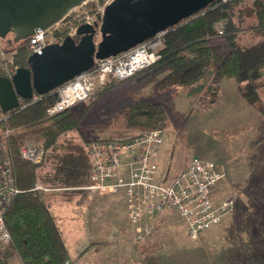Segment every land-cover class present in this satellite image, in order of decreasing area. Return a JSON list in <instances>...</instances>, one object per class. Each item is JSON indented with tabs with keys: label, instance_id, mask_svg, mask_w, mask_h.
Masks as SVG:
<instances>
[{
	"label": "rangeland",
	"instance_id": "obj_1",
	"mask_svg": "<svg viewBox=\"0 0 264 264\" xmlns=\"http://www.w3.org/2000/svg\"><path fill=\"white\" fill-rule=\"evenodd\" d=\"M110 1L91 0L87 5L74 12L72 23L73 21L75 23L78 22L77 19H80L78 15L83 17L86 12L89 14L101 12ZM253 1L241 0L235 6L234 19L237 22L241 20L238 25L242 29L241 33H239V40L241 41L239 43L242 46L249 44L248 42L251 39H261L255 36L254 26L256 25V19L253 13ZM67 27L62 26L60 30ZM22 42L20 43L22 44ZM0 44L1 47L8 45L6 40H2ZM210 44L229 46V42L225 37H215ZM11 45V50L9 51L13 52L17 46L15 43ZM156 62L147 68H150ZM212 70L213 67L211 66L206 75V79L210 83L214 79ZM210 72L211 74H209ZM142 73L146 72H141L140 74ZM162 76L161 74L152 77H140L139 74H135L123 81L109 79L103 85L97 83L90 99L70 109L81 120V123L79 129L71 132L66 140L72 139L84 143L97 138L116 139L140 135L143 133L142 131L130 130L125 127L124 118L127 110L139 101L149 104H164L169 112L164 138L166 142L171 140L170 153L169 156H165L164 161V176L169 179L173 178L174 176L170 177L174 173L172 171L173 167L175 165L180 166V163L185 161H191L194 158L209 161L216 166L223 167V178L217 184L213 193L214 202L218 204L226 199H234L236 206L234 212L224 216L220 223L201 232L199 238L197 237L198 240L188 234L186 224L173 211H167L159 215L157 217L159 221H156L153 225L145 221V224L151 227V233L148 237L144 235L146 238L143 236V240L150 239V242L146 244V248L143 247L145 244L142 245L143 251L146 249V254L144 252L139 254L141 260L147 255L146 264H264V124L258 125L257 128L255 126V135L257 136L254 135L255 137L253 136L252 140L250 137L248 138V148L244 152H239L241 157L237 158L239 159L238 165L236 163L232 164L235 166L232 167L233 172L231 173L226 170V164L218 162V158L222 157L227 160L228 156L235 154L234 149H238V145L234 146L235 143H232L234 145H231V151L227 152L230 149L229 144L234 142L232 140L234 139L232 132L234 130L228 132L230 131L229 129L227 134H218L214 124H217L219 119L233 117L234 112H236V115L233 118L238 120L241 118L242 113L238 112L242 111L240 105H238L239 101L234 103L235 97H237L236 88L230 86V82H226L224 93L229 98L220 104L214 113L212 111L204 113L201 110L205 108V110L209 111L221 100L218 98L215 103H207L208 100L206 102L202 100V96L205 93L201 94L202 96L200 97L190 96L189 99L184 97L188 92H180L179 89L190 91L192 86L177 87L168 91L161 90L157 87V82ZM231 83H234V81L231 80ZM256 86L258 87L261 100L258 104L251 106L252 111L259 112L263 123L264 70L260 79L256 82ZM178 98L179 100L177 101ZM23 102L28 105L32 104L29 103V100H24ZM245 102L247 103L246 100ZM186 106H189L188 110ZM21 107L19 105L17 108ZM196 107H201V110H196ZM180 109H182V112H178ZM217 112L220 114L218 119V115L217 117L214 116ZM222 153L226 154L221 155ZM241 159L245 160V164H243L244 161L242 163ZM160 168L161 165L159 166V173ZM47 169L46 166L42 171ZM46 191L48 193L47 196L50 198V204H52L53 213L56 215L70 244L69 246L72 250L70 254L74 259L79 260L82 264L88 261L90 264H138L141 262L140 259L134 262L138 254L133 252V249L131 250L133 243H141L138 242L141 241V239H138V232L128 221L129 219H126V215L124 216V213H121L123 212L121 207L120 212L117 214L113 213L114 205L111 199L103 204H95L93 202L92 206H100L97 213L103 220L110 219L113 216L112 222H116L113 226L116 233L111 231L110 234L113 236L109 235L108 239H106L108 240L107 242L87 248V242L91 243L93 241V234L90 233L89 220L85 222L81 216L86 211L87 217L93 218L95 215V211H92L93 207L87 204L79 210L65 200L66 197L61 194L62 192H59L60 190L47 189ZM111 196L110 194H100V197L103 198ZM72 197L76 199L75 196ZM115 219L117 221H114ZM123 231H125V240L128 237L130 239L128 243L132 246H129L127 241L125 242V247L120 244L111 245L112 242L118 239L119 235L123 234ZM121 238L123 237L121 236ZM79 243L85 244L84 252L81 254L83 257L76 255L75 250L78 248ZM105 243L107 244L102 246ZM150 257L152 258L151 261ZM11 264H15L13 260H11ZM141 264H144V262Z\"/></svg>",
	"mask_w": 264,
	"mask_h": 264
},
{
	"label": "trees",
	"instance_id": "obj_2",
	"mask_svg": "<svg viewBox=\"0 0 264 264\" xmlns=\"http://www.w3.org/2000/svg\"><path fill=\"white\" fill-rule=\"evenodd\" d=\"M240 1L217 0L206 10L170 28L165 35V46L160 50L161 58L150 68L141 71L146 73L137 74L140 77L162 74L157 87L168 91L201 82L212 66L214 79L208 85L202 100L215 103L219 98L220 81L230 79L237 84L248 104H258L261 97L256 82L264 70V1H253L255 36L261 39L248 46L239 43L242 29L238 22L241 20L237 22L234 19L235 6ZM215 37H225L229 46L211 45L210 42ZM23 43L24 41L16 44L14 59L19 67H28L27 60L31 51ZM3 48L11 50L10 45ZM56 101L57 93H48L25 108L10 111L8 118L0 122L1 131L15 130L4 139V145L15 187L18 189L5 212V225L11 239L7 245H0V264H11L14 259L20 264H65L67 259L82 264L70 256L62 230L52 212L47 191L35 190L40 181L48 188L62 189L59 192L69 197L70 201L71 196L78 195L77 204L79 201L83 202L90 192L86 189L91 184L92 169V160L87 151L89 141L80 143L72 139L66 140L71 132L79 129L81 120L70 110L56 117H49L47 111ZM168 115V110L162 103L139 101L125 113V127L142 132H164L168 125ZM28 140H35L43 146L44 157L40 164L21 158L20 148ZM46 166L48 169L42 171ZM234 207L230 214L234 212ZM143 238L138 241L141 243H133L131 247L138 254L134 262L141 260L139 254H146L142 245L145 244L143 247L146 248L150 239ZM98 244L101 243H92L91 246ZM146 256L138 264H146ZM149 259L151 261L152 258Z\"/></svg>",
	"mask_w": 264,
	"mask_h": 264
},
{
	"label": "built area",
	"instance_id": "obj_3",
	"mask_svg": "<svg viewBox=\"0 0 264 264\" xmlns=\"http://www.w3.org/2000/svg\"><path fill=\"white\" fill-rule=\"evenodd\" d=\"M90 1L71 11L61 23L24 40L23 44L28 46L31 55L42 54L48 45L62 44L68 36L74 39L80 38L77 31L82 24L98 23L100 26L105 8L98 13L86 12L83 17L78 15L80 18L77 19L78 22L72 23L74 12ZM62 26L68 27L60 30ZM166 33H159L154 38L117 56L97 60L92 69L81 73L57 89V101L48 109L47 115L55 116L86 102L90 99L97 83L103 85L109 79L126 80L158 61L161 58L160 50L165 46ZM15 52L4 49L0 44V75L10 80L19 68L15 63ZM39 98L34 96L29 103ZM23 101L20 100L21 108L28 106ZM7 118L8 113L0 114V122ZM14 131V129L0 130V245H7L11 239L5 225V212L18 193L4 145V139ZM163 142L162 130L145 131L135 138H97L89 141L87 151L92 160V169L91 184L86 189L100 194L123 193L127 216L138 232V239L151 233V227L145 224L146 219L151 220L167 211H173L186 224L189 235L197 238L201 232L220 223L224 216L233 211L234 202L231 199L218 204L214 202L213 193L223 178V167L194 158L178 175L167 179L159 173ZM20 156L27 162L40 164L43 161L44 148L41 143L28 140L21 146ZM43 187L41 183H37L35 190H61ZM65 264L76 263L72 259H67Z\"/></svg>",
	"mask_w": 264,
	"mask_h": 264
},
{
	"label": "water",
	"instance_id": "obj_4",
	"mask_svg": "<svg viewBox=\"0 0 264 264\" xmlns=\"http://www.w3.org/2000/svg\"><path fill=\"white\" fill-rule=\"evenodd\" d=\"M88 0H0V40L20 43L61 23ZM217 0H113L104 10L101 24H82L79 41L66 37L42 54L28 57L12 80L0 75V108L16 109L20 100L55 92L59 87L95 66L97 60L123 52L168 32L180 22L206 10Z\"/></svg>",
	"mask_w": 264,
	"mask_h": 264
},
{
	"label": "crops",
	"instance_id": "obj_5",
	"mask_svg": "<svg viewBox=\"0 0 264 264\" xmlns=\"http://www.w3.org/2000/svg\"><path fill=\"white\" fill-rule=\"evenodd\" d=\"M256 41H258V40L257 39H255V40L254 39H251V41L249 40V42H248L249 44H246L245 46L251 45V43H255ZM226 82H230L229 83L230 86L236 88V90H237L236 91L237 92L236 95H237L238 98L235 97L236 100H235L234 103H237V101H239L238 105H240L242 111H238V112L240 114L242 113V116H241V118L239 120L238 119H235L233 117L236 115V112H234L233 113V117L231 116L230 118L219 119V121H217V124H214V125H216L215 126V129H217L218 134H220V133L227 134V130L230 129V131H228V132H231L232 130H234V131H232L233 132V135H234V139H232V140L234 142H231V144H229V148L230 149L227 150V152L231 151V145H234L232 143H235L234 146H236V144H237L238 145L237 146L238 149H234V153L235 154L233 156H228L227 157L228 158L227 160L226 159H223L222 157L221 158H218V162L219 163H222V164H226L227 165L226 170H229L232 173L233 172L232 167L235 166V165H232V164H235V163L237 164L238 161H239V159H237V158L241 157V155H240L239 152H244V150L246 151V149L248 148V138L250 137V139L252 140L253 139V136L256 133V131H255L256 128L258 127V125L264 124V122L262 123L261 117L259 116V112L252 111V106L249 105V104H247L245 102V100L240 95V93H239V91L237 89V85H233V84H236V83L235 82L234 83H231V80H227V79H224V80H221L220 81L219 100H221V102H218L214 107H212L211 109H209V111L208 110H205V108L203 109L205 111H203V110L200 109L201 107H196L195 109L196 110H201L204 113H209L211 111H212V113H214L215 110L218 109V107L220 106V104L224 103V101L229 98L228 95H225V93H224V87H225V84H227ZM209 84H210L209 80L205 78L203 81L197 83L196 85H192V87H190V91H186V89H179V90H180V92H188L185 96L183 95L184 97H187L188 99H189L190 96L191 97L192 96H194V97H197V96L200 97V96L203 95V93H205L204 91H205V89H207V86ZM180 88H183V87H180ZM230 97H232V96H230ZM222 99H224V100H222ZM178 100H179V98L177 99V101ZM186 108L188 110L189 106L188 107L186 106ZM232 108L235 109L234 106H232ZM181 110L182 109H180V111H178V110L177 111L178 112H182ZM187 110H186V112H187ZM168 114H169V112H168ZM217 115H218V117H217ZM219 115L220 114L217 112V113H215L214 116H216L217 119H218L219 118ZM255 126H256V128H255ZM255 136H257V135H255ZM126 138H129V137L116 138V139H126ZM165 142H166V139L164 138V142H163V144L161 146V155H160V159H159V163H160L159 166L161 165V168H160V175L161 176H164L165 175V173H163L165 171V168H164V166H165L164 165L165 156H167V155L169 156L170 146H171V140L169 142H166V143ZM226 153H222L221 155H224ZM241 161H242V163L244 161L243 164H245V160L244 159H241ZM189 162H190V160L185 161L183 163H180V166L183 164V166H181V168H180V166H176L175 165L173 167V169H172V171L174 173H172V175L170 177H173V176L178 175L189 164ZM167 179H169V178H167ZM65 197H66L65 200L69 201L72 205L76 206L77 209H79V210H80V208L84 207V205L89 204L90 207H91L93 202H95V204H103V203H105V202H107V201H109L111 199L112 202H113V205H114V211H113V213L114 214H117L118 212H120V207H121L122 208V211H123L121 213H124V216L126 215V219L128 220L127 209H126V202H125V197H124V194L123 193H121L120 195H112L111 197L103 198V197H100V194H98L97 192L90 191L87 194V196L85 197V199L83 200V202H80V201L78 202L79 204L76 203L77 200L79 199V196L78 195L75 196L76 199H74L71 196L72 197V201L68 200L69 197H67L66 195H65ZM235 206H236V204H235ZM92 207H93V210L92 211L93 212L95 211L94 212L95 215H94L93 218L87 217L86 211H84L83 212V215L81 216V217H83V219H84L85 222H87V220H89L90 227H91L90 233L93 234V236H92L93 241L91 243L90 242H87V246H86L87 248H91L92 247L91 246L92 243H104V242H107L108 240H106V239H108V236L109 235L110 236H113L112 234H110L111 231H113L114 233H116L115 232V229L113 227L116 224V222H114V223L112 222L113 221V216L110 219L103 220L101 217L98 216V213H97V210L99 209L100 206L97 205V206H92ZM51 209H52V204H51ZM234 209H235V207H234ZM52 212H53V210H52ZM54 216L56 217L55 214H54ZM56 219H57V217H56ZM114 221H117V219H115ZM156 221H159V218L156 217V218H153L151 220L150 219H146V222H148L151 225H153ZM57 223L59 224L58 220H57ZM59 226L61 228V225L60 224H59ZM61 230H62V228H61ZM62 233H63V236H64V238L66 240L67 245H68L69 253H71L72 250H71V248L69 246L70 244L68 243L67 238L64 235L63 230H62ZM121 236L123 238H121ZM128 240H130V239H128V237H127V240H125V231H123V234L119 235L118 236V239H116L114 242H112L111 245L120 244L123 247H125V242L127 241V244L129 246H131L130 243H128L129 242ZM106 244L107 243L103 244L102 246H105ZM84 246H85L84 243L83 244L82 243H79L78 244V248L75 250L77 256H80L84 252L83 251ZM70 256H71V254H70ZM81 257H83V256L81 255ZM71 258L74 259V257H72V256H71ZM13 263L20 264V262L17 259H14ZM85 264H90V263L88 261Z\"/></svg>",
	"mask_w": 264,
	"mask_h": 264
}]
</instances>
